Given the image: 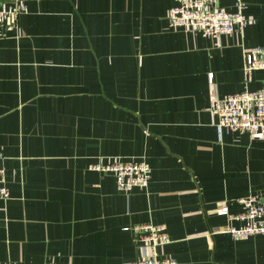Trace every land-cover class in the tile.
Returning <instances> with one entry per match:
<instances>
[{
  "label": "crops",
  "instance_id": "0c3cea01",
  "mask_svg": "<svg viewBox=\"0 0 264 264\" xmlns=\"http://www.w3.org/2000/svg\"><path fill=\"white\" fill-rule=\"evenodd\" d=\"M243 1L247 27L219 40L171 27L175 0H31L0 31V264H130L138 234L123 229L146 224L176 264H264L263 236L217 233L240 223L211 214L264 195V138L219 136L209 113L212 88H264V71L242 73L264 0ZM112 158L145 161L147 189L87 169Z\"/></svg>",
  "mask_w": 264,
  "mask_h": 264
},
{
  "label": "built area",
  "instance_id": "2783aa9c",
  "mask_svg": "<svg viewBox=\"0 0 264 264\" xmlns=\"http://www.w3.org/2000/svg\"><path fill=\"white\" fill-rule=\"evenodd\" d=\"M29 1L31 0H0L1 32L14 25L19 16L27 13ZM233 8V12H227L219 6V0H175V5L169 10L168 20L173 28L219 40L221 36L242 32L248 25L244 1L235 0ZM255 71H264V46L243 50L242 73L245 83L251 81ZM209 83L212 84L211 77ZM209 113L219 136L224 132L238 131L264 138V88L255 91L245 89L222 98L212 88ZM87 169L111 174L117 190L124 195H129L133 189L145 191L151 173L145 161L123 162L119 158L108 159L106 163H91ZM9 199L4 171L0 170V200L6 202ZM236 203L240 205L241 212L234 215L229 214L225 202L216 204L211 214L225 216L228 222L240 223L238 227L231 224L219 227L217 233L230 235L233 239L264 237V195L241 197L236 199ZM123 230L138 234L137 257L130 264H176L173 258L164 257L161 253L171 242L165 227L146 224Z\"/></svg>",
  "mask_w": 264,
  "mask_h": 264
},
{
  "label": "rangeland",
  "instance_id": "374dc122",
  "mask_svg": "<svg viewBox=\"0 0 264 264\" xmlns=\"http://www.w3.org/2000/svg\"><path fill=\"white\" fill-rule=\"evenodd\" d=\"M243 31H244V30H243ZM243 31H242V32H243ZM247 239H248V238H247Z\"/></svg>",
  "mask_w": 264,
  "mask_h": 264
}]
</instances>
